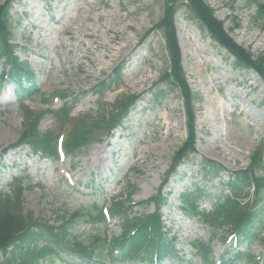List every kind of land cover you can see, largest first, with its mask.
Instances as JSON below:
<instances>
[{"label":"rangeland","instance_id":"374dc122","mask_svg":"<svg viewBox=\"0 0 264 264\" xmlns=\"http://www.w3.org/2000/svg\"><path fill=\"white\" fill-rule=\"evenodd\" d=\"M5 1L0 0V5ZM206 1L238 43L256 57L264 54V21L257 15V5L264 0ZM182 3L180 0L175 19L183 64L198 97V152L166 187L172 194L169 207L163 209L164 223L170 236L178 237L177 250L183 262L168 259L163 264H203L191 243L211 242L216 259L231 256L235 248L227 240L226 229L215 231L200 217L187 215L181 194L204 188L201 208L212 210L227 192L225 183L230 175L246 169L252 154L264 147V81L254 71L237 67L234 57L211 38ZM164 7L165 0L15 1L10 15L11 40L19 45L21 60L35 72L39 93L16 98L15 84L0 91V193L11 192L7 184L15 177H30L31 187L22 195L25 213L58 225L59 212H74L93 203L112 206L133 186L137 189L132 195L134 202L157 194L175 151L187 136L185 108L178 89L164 85L166 97L154 102L155 85L169 67L165 36L155 31L143 41L146 32L163 17ZM121 65L125 66L122 81L117 86L109 84L110 91L97 95L94 85L111 77ZM55 93L70 95L66 103L74 104L66 137L79 120L110 118L119 111L121 99L131 94L141 97L123 128L114 130L112 137L106 136L104 128L98 130L91 143L61 160L44 159L28 145L4 152L24 130V107L44 112L39 133L60 134L57 111L64 100L49 103ZM206 159L224 166L221 178L202 176ZM257 208L260 217L249 229L257 237L244 240L240 249L264 264V204ZM154 210V205H134L132 215ZM120 233L121 222L116 217L107 226L81 220L68 238L88 242L92 236L103 239ZM3 260L0 252V262ZM247 260L238 264H247ZM102 264L121 263L106 259Z\"/></svg>","mask_w":264,"mask_h":264},{"label":"trees","instance_id":"16d2710c","mask_svg":"<svg viewBox=\"0 0 264 264\" xmlns=\"http://www.w3.org/2000/svg\"><path fill=\"white\" fill-rule=\"evenodd\" d=\"M13 1L6 0L0 5V59H4L9 65V70L3 73L0 71V86L7 79L16 80L19 83V91L31 96L39 93L34 80L35 74L27 62L20 61L16 53L17 45L11 42L13 23L10 9ZM182 4L197 17L209 35L235 57L237 66L254 70L264 80V54L256 57L251 51L237 43L225 29L224 21L216 17L215 9L206 0H183ZM179 6H181L180 0H165L162 19L145 35L148 37L156 30L163 32L169 55V67L164 71L161 80L179 89L187 118V137L175 152L158 194L138 203L143 208L153 203L156 210L150 214L132 215L133 207L127 203L132 201V194L136 192V186H133L125 199L114 201L109 209L110 215L121 221V234L109 240L98 236H92L88 242L77 238L69 239L70 231L81 220L93 224H105L106 215L102 208L91 204L87 208L74 212L63 210L58 213L59 224H50L45 219L34 218L31 212H24L21 205L22 195L26 189L31 187V184H27L25 178H16L14 184L10 183L11 193H0V251L4 255V260L0 264H51V262L60 260L57 256V252L60 251L86 264H102L106 259L133 260L137 264H161L170 256L180 259L175 248L177 237H170V230H165L166 225L161 212L169 201V193L164 191V186L177 171V167L197 151L198 132L195 105L197 97L190 87L182 64V52L175 24ZM257 10L259 19L264 21V4L258 3ZM122 77V67H120L112 79L121 81ZM104 83L106 81L99 85ZM105 88L103 86V89ZM157 93L156 97L159 98L163 95V90H158ZM137 98V95H131L121 99L118 102L119 111L111 118L107 117L98 121L87 117L76 122L69 137L65 139L66 151L74 153L88 145L92 135L103 128L107 134H110L115 126L122 125L130 106ZM43 101L48 102V99L44 98ZM24 108V130L17 142L11 146L26 143L32 147L34 152L41 151L43 157L58 158V134L48 132L42 135L38 131V125L44 112ZM69 112L66 106L57 111L63 128L70 126ZM263 148L261 146L252 154L251 164L247 169L231 174L227 182L229 193L215 204L213 210L208 212L199 210V200L206 192L203 188H197L193 192H185L181 195L184 211L188 214L201 215L202 219L214 228L226 229L229 233H238L244 237L248 234L249 237H255L256 235L249 229L260 217V209L257 207L264 204ZM205 164L203 167L205 178L218 176L224 170L223 165L213 160H206ZM192 246L201 256L203 264H214L210 259L212 252L209 245L196 241ZM232 263L230 260H225L223 264Z\"/></svg>","mask_w":264,"mask_h":264}]
</instances>
